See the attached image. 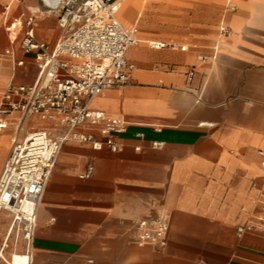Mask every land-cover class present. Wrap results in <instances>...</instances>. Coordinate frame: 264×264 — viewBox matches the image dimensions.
<instances>
[{
    "label": "crops",
    "instance_id": "0c3cea01",
    "mask_svg": "<svg viewBox=\"0 0 264 264\" xmlns=\"http://www.w3.org/2000/svg\"><path fill=\"white\" fill-rule=\"evenodd\" d=\"M176 1L174 13L159 14V24L143 12L141 34L148 46L187 49L146 51L137 39L126 52L139 64L136 82L90 101L91 110L127 123L118 137L122 150L63 145L41 198L32 264H264V234L236 233L264 218V0ZM6 3L0 20L33 16L37 41L53 47L61 38L55 15L43 12L38 0H0ZM118 8L117 21L135 28L125 26L127 17L123 24ZM222 25L230 31L226 37L219 35ZM16 45L19 40L11 45L8 39L6 49L15 54ZM18 60L24 65L10 60V83L32 84L33 56L15 54ZM5 82L1 72L0 88ZM12 130L0 131V173ZM89 167L91 175L82 177ZM158 213L169 215L166 245L132 243L135 221ZM8 226L2 213L0 240ZM18 250L24 252L21 244Z\"/></svg>",
    "mask_w": 264,
    "mask_h": 264
},
{
    "label": "built area",
    "instance_id": "2783aa9c",
    "mask_svg": "<svg viewBox=\"0 0 264 264\" xmlns=\"http://www.w3.org/2000/svg\"><path fill=\"white\" fill-rule=\"evenodd\" d=\"M21 2L22 0H14ZM45 13L53 14L62 36L53 46L37 41L34 17L22 14L8 22V39L19 40L20 50L32 55L38 68L36 80L30 85L9 83L0 99V131L11 124L13 131L8 158L0 173V216L7 213L9 226L0 247L13 249L22 245L29 264L37 215L43 192L55 162L66 142L88 144L94 150L120 152L118 137L127 130L123 119L110 118L89 108L100 92L127 86L132 80L134 64L126 59L128 48L136 43V28H124L116 19L119 0H38ZM7 10V7H5ZM222 25L220 37L229 35ZM153 49L169 48L185 51L186 46L152 41ZM2 57L16 66L12 48ZM203 61L207 57L199 56ZM213 59L214 56H209ZM189 82L193 69L186 72ZM154 146H159L154 143ZM138 149V148H135ZM264 169V152L259 151ZM93 168L82 176L88 178ZM264 207V197L262 200ZM169 215L158 213L154 218L135 221L130 241L138 246L164 247L167 242ZM257 231L264 234V218L258 217L236 229L237 235ZM91 263V261H88Z\"/></svg>",
    "mask_w": 264,
    "mask_h": 264
},
{
    "label": "rangeland",
    "instance_id": "374dc122",
    "mask_svg": "<svg viewBox=\"0 0 264 264\" xmlns=\"http://www.w3.org/2000/svg\"><path fill=\"white\" fill-rule=\"evenodd\" d=\"M122 1V0H120ZM130 3H132V13L130 15H126L121 13V3L120 6L118 8V17L119 19L123 22L122 19H127L129 21L128 23L123 22V24H128L125 25L126 27H130L133 26L135 24V28L137 29V33H136V40L138 39V44L137 47H140L144 50L147 51V49L150 50L149 46H148V41L150 39L147 38V36H144L141 34V32L144 30H147V22L146 25H144L141 21V18L143 16V12H147V13H152V15H156L155 19H157V24L160 23V15L159 14H165L167 12L169 13H174L172 11V9H174L173 7L177 6L179 3L176 0H128ZM119 2V1H118ZM161 2H164V5H160ZM8 6V4H0V15L1 13H3L5 11V7ZM136 16V17H135ZM1 17V16H0ZM127 17V18H126ZM8 22H6V19H1L0 20V75L1 72H4L6 74V82L5 84L0 88V98L2 96V93L4 92L6 86L10 83L11 81V69H12V63L10 60L2 57V53L3 51L8 47V38H7V33L6 30H8L7 27ZM131 49V48H130ZM152 50V49H151ZM15 54L17 58H21L22 57V52L21 50L18 48V46L16 45L15 47ZM126 59L130 60V62L132 61V63L134 64V73L132 75V80L130 81V83L127 85H132L136 82V73L137 70L140 68L139 64H137L135 61H133L129 56H127L126 54ZM16 70L21 71L23 70V68H17ZM141 71H147V64H142L141 65ZM33 74H34V70H33ZM33 79V75L29 76V78L26 79V81H31ZM14 81V79L12 80ZM124 86V87H127ZM121 87V88H124ZM120 89V88H117ZM17 117V114L14 115V118ZM11 133H13V130L11 131ZM10 147V145H9ZM5 236L3 235L1 237L0 240V245L1 243L4 241ZM7 244L8 247L4 249V251L2 252L3 258L5 259V262L8 263V261L10 260V255L14 252L17 253H22L18 250V247L16 249H13V237L10 236L7 240ZM23 254V253H22ZM0 264H6L2 261V259H0Z\"/></svg>",
    "mask_w": 264,
    "mask_h": 264
},
{
    "label": "bare ground",
    "instance_id": "6f19581e",
    "mask_svg": "<svg viewBox=\"0 0 264 264\" xmlns=\"http://www.w3.org/2000/svg\"><path fill=\"white\" fill-rule=\"evenodd\" d=\"M132 11H133L132 3H130L128 0H122L121 1V13L130 15ZM122 20L123 22L128 23L127 19H122ZM130 48L128 49V52H130L131 50ZM9 126H13V118L11 119V124ZM1 257H3L2 254H1ZM8 262L10 264H28V257L26 255H20L17 252H15L10 256V260Z\"/></svg>",
    "mask_w": 264,
    "mask_h": 264
}]
</instances>
